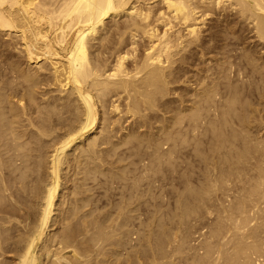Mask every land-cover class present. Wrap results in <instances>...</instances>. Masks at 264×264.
Returning a JSON list of instances; mask_svg holds the SVG:
<instances>
[{
  "label": "bare ground",
  "instance_id": "bare-ground-1",
  "mask_svg": "<svg viewBox=\"0 0 264 264\" xmlns=\"http://www.w3.org/2000/svg\"><path fill=\"white\" fill-rule=\"evenodd\" d=\"M0 264H264V0H0Z\"/></svg>",
  "mask_w": 264,
  "mask_h": 264
}]
</instances>
